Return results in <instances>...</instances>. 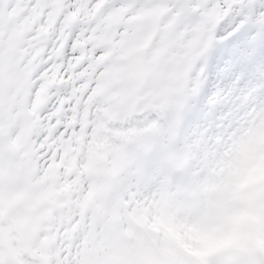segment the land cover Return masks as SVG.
I'll use <instances>...</instances> for the list:
<instances>
[{
	"label": "clouds",
	"instance_id": "clouds-1",
	"mask_svg": "<svg viewBox=\"0 0 264 264\" xmlns=\"http://www.w3.org/2000/svg\"><path fill=\"white\" fill-rule=\"evenodd\" d=\"M12 8L0 0V180L22 199L0 217L5 250L20 264H264V27L227 42V9L169 0ZM88 30L105 88L45 150L42 51Z\"/></svg>",
	"mask_w": 264,
	"mask_h": 264
},
{
	"label": "snow or ice",
	"instance_id": "snow-or-ice-1",
	"mask_svg": "<svg viewBox=\"0 0 264 264\" xmlns=\"http://www.w3.org/2000/svg\"><path fill=\"white\" fill-rule=\"evenodd\" d=\"M13 5L11 16H17L36 6L38 0H9ZM69 3H82L89 7L101 9L109 6L116 12L133 8L150 7L154 0H68ZM178 8H192L204 11L212 7L227 9L229 18L233 21L227 31H219L227 42H242L248 30L264 27V0H169ZM5 23V15L0 11V27ZM83 37V38H82ZM91 30L87 33L71 31L51 39L48 47L42 51V62L48 67L44 73L46 83L40 89L46 96L45 103L55 100L50 105L45 117L48 131L38 143L50 146L57 138L67 139L73 135L77 126L85 117H90L94 110V100L97 93L105 88L102 74L97 70L99 57L95 45L89 47ZM225 73L229 69H224ZM53 156L52 151H48ZM54 159V156H53ZM58 164L59 161H56ZM47 166V165H45ZM22 194L7 182L0 180V217L13 213ZM0 264H20L18 256L6 251L0 242Z\"/></svg>",
	"mask_w": 264,
	"mask_h": 264
}]
</instances>
